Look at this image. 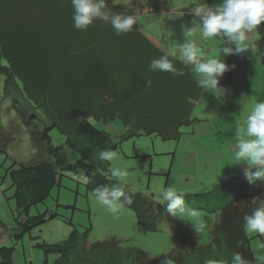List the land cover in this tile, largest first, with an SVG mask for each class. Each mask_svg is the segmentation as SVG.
I'll return each mask as SVG.
<instances>
[{
	"label": "trees",
	"instance_id": "obj_1",
	"mask_svg": "<svg viewBox=\"0 0 264 264\" xmlns=\"http://www.w3.org/2000/svg\"><path fill=\"white\" fill-rule=\"evenodd\" d=\"M205 2L212 5L219 0ZM107 4L114 12L130 15L146 9L155 14L170 10L169 0H131L127 5L107 0ZM72 12L70 0H0V75L6 94L15 88L27 101L30 110L16 99L12 108L36 151L35 160L17 167L13 163L6 170L15 187L18 215L14 222L21 227L19 236L44 222L46 215L54 217L48 212L27 215L21 223L19 214H27L29 205L42 202L59 186L62 172L80 171L92 195L97 188H123L133 200L125 207L134 212L144 230L154 232L159 222H171L170 215L163 205L130 192L110 176L109 162L97 159L96 153L114 151L117 144L91 121L107 125L118 120L125 129L123 141L141 134L177 140L180 128L193 122L190 112L201 98L202 87L176 57L169 58L184 75L150 71V61L166 53L136 24L131 32L119 36L102 21L80 31L72 26ZM183 12L197 23L193 13ZM256 31L254 49L264 68V22ZM52 130L64 137L63 144L53 143ZM67 149L78 156L75 163L68 160ZM257 196H264V184L249 183L241 173L207 194L189 198V209L216 215L211 241L204 245L193 237L181 239L170 252L156 258L113 239L87 244L85 233L75 230L61 243L36 244V248L45 256L55 255L53 264H161L166 256L176 264H205L209 258L230 260L237 252L256 264L243 217L251 213V200ZM256 238L264 248V235L257 233ZM12 253V247H1L0 264H12Z\"/></svg>",
	"mask_w": 264,
	"mask_h": 264
},
{
	"label": "rangeland",
	"instance_id": "obj_2",
	"mask_svg": "<svg viewBox=\"0 0 264 264\" xmlns=\"http://www.w3.org/2000/svg\"><path fill=\"white\" fill-rule=\"evenodd\" d=\"M112 1L127 5L131 0ZM199 3L200 0H169L167 13L140 10L136 14V26L157 48L166 54L175 52V57L182 61L179 51V45L184 42L182 26L193 25L196 31L190 39L199 42L208 58H219L220 49L229 42L201 38L199 25L185 18L183 11L193 13L192 9ZM249 39L248 51L223 57L230 67L235 65L220 78L218 87L225 90L224 96L202 88L201 98L193 104L190 112L193 122L180 128L177 140L141 134L123 141L121 136L125 129L118 120L107 125L91 121L95 128L107 131L117 144L116 157L109 162V173L114 169L127 170L123 184L130 192L140 193L167 208V202L160 200L161 188L176 186L186 202L189 198L195 199L194 195L207 194L215 185L243 173L242 166L235 165L232 152L237 140L236 127L242 126L247 114L239 101L242 96L250 102L264 101V68L254 49L257 31L250 33ZM187 66L198 83L199 76L194 67ZM14 99L30 110L27 101L15 88L11 89L10 95L5 93L0 75V248H13L12 264H53L56 256H45L36 244L61 243L74 230L85 233L87 244L113 239L123 247L142 250L149 258L170 252L181 239L193 237L204 245L211 241L216 215L187 206L181 218L170 216V223L161 221L154 232H147L130 208L124 207L113 214L88 192L86 184L77 179L84 176L82 171L78 174L62 172L59 186H54L42 202L29 205L27 214H19L21 223L27 215L32 217L48 212L54 216L48 219L46 215L44 222L31 227L20 237L21 227L14 222L18 215L15 187L6 170L13 163L17 167L35 160L36 151L27 128L12 108ZM50 137L55 145L64 143V137L55 130L50 132ZM66 153L68 160L75 163L76 153L69 149ZM201 224L205 225L202 231L199 230ZM167 225L169 229L163 230ZM256 234L246 231L255 260L264 254Z\"/></svg>",
	"mask_w": 264,
	"mask_h": 264
},
{
	"label": "clouds",
	"instance_id": "obj_3",
	"mask_svg": "<svg viewBox=\"0 0 264 264\" xmlns=\"http://www.w3.org/2000/svg\"><path fill=\"white\" fill-rule=\"evenodd\" d=\"M70 3L73 9L72 26L76 30L86 31L95 21H102L109 24L119 36L131 32L138 20L134 14L114 12L108 6L107 0H70ZM192 11L199 25L201 38H225L229 43L220 49L219 58H208L199 42L190 39L196 31L195 26H182L184 42L179 45L182 62L194 67L199 76L198 86L222 93L224 96L225 90L218 87L220 78L227 71L234 69L235 65L230 67L223 57L249 50V34L264 22V0H219L212 5L200 0ZM170 56L174 59L175 52L153 58L148 65L149 70L184 75L182 70L177 69ZM245 97L242 96L239 103L247 114L243 118L242 126L236 127L237 140L232 152L235 165L242 166L247 181L264 184V101L250 102ZM115 157L116 153L110 149L96 153V158L102 162H111ZM110 175L123 185L128 172L125 169H114ZM77 179L87 184L85 176L80 175ZM93 195L113 214L133 203L132 196L126 194L123 188L112 191L107 187L97 188L93 190ZM160 200L162 203L167 202L166 211L172 217L181 218L187 208L184 195L174 185L161 188ZM251 202L254 208L250 214L243 217L245 230L264 235V196L254 197ZM204 227L205 225L201 224L199 230L202 231ZM168 229L167 225L163 230ZM161 264H176V261L166 256ZM205 264H253V261L237 252L232 254L230 260L209 258ZM256 264H264V256L258 257Z\"/></svg>",
	"mask_w": 264,
	"mask_h": 264
},
{
	"label": "crops",
	"instance_id": "obj_4",
	"mask_svg": "<svg viewBox=\"0 0 264 264\" xmlns=\"http://www.w3.org/2000/svg\"><path fill=\"white\" fill-rule=\"evenodd\" d=\"M263 256H264V254H263ZM255 263H256V260H255Z\"/></svg>",
	"mask_w": 264,
	"mask_h": 264
}]
</instances>
